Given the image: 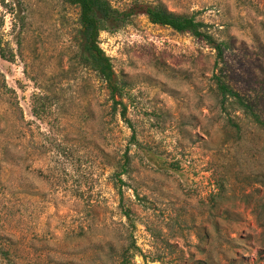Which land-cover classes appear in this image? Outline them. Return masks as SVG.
Returning a JSON list of instances; mask_svg holds the SVG:
<instances>
[{
	"label": "rangeland",
	"instance_id": "1",
	"mask_svg": "<svg viewBox=\"0 0 264 264\" xmlns=\"http://www.w3.org/2000/svg\"><path fill=\"white\" fill-rule=\"evenodd\" d=\"M146 1L208 22L229 44L219 68L264 119V0ZM79 15L0 0V264H123L132 242L128 264H264V126L223 108L217 51L144 14L102 32L124 119L81 62Z\"/></svg>",
	"mask_w": 264,
	"mask_h": 264
},
{
	"label": "trees",
	"instance_id": "2",
	"mask_svg": "<svg viewBox=\"0 0 264 264\" xmlns=\"http://www.w3.org/2000/svg\"><path fill=\"white\" fill-rule=\"evenodd\" d=\"M66 2L80 8V27L77 30V37L79 40L78 50L81 62L96 71L107 84L115 104V110H117L118 105H122L120 114L124 119H126L128 111L127 105L123 102L124 98L127 97L128 82L117 74L110 56L101 47L99 38L102 32L118 31L131 23L134 17L144 14L152 23L171 27L178 32L191 33L198 39L205 41L217 51L218 60L216 61V69L217 67L219 68L220 62L225 60V51L229 47V44L226 41L219 40L215 36L208 22L198 19L193 14L174 12L162 2L155 3L146 0H134L123 9L114 6L110 0H66ZM0 21V26H3L4 19L0 18ZM0 55L2 57L5 56L3 52H0ZM219 71L218 73H214V78L223 108L228 110L231 107L236 111H241L253 123L264 126L262 114L256 109L252 100L231 85L223 68H219ZM44 95H36V113H38L39 109L37 102L47 98ZM117 97L121 99L117 100ZM229 120L237 128H240V125L234 122L232 118H229ZM125 157L124 162L116 166L117 179L123 184L125 183L123 176L129 173L130 169L128 152H126ZM116 188L120 195L123 196L122 189L118 184H116ZM125 215L131 218L130 210H126ZM138 249L135 242H132L129 248L123 250V264H128L126 259L137 256ZM130 251H132L131 254ZM127 254H130V256H127ZM202 264L209 263L203 260Z\"/></svg>",
	"mask_w": 264,
	"mask_h": 264
}]
</instances>
